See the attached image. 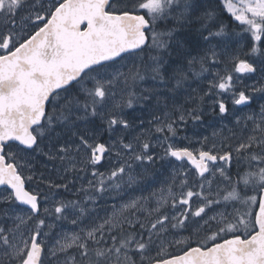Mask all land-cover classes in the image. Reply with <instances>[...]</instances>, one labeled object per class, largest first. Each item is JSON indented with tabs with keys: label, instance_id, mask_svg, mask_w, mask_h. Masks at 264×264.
Wrapping results in <instances>:
<instances>
[{
	"label": "snow or ice",
	"instance_id": "6c2138e0",
	"mask_svg": "<svg viewBox=\"0 0 264 264\" xmlns=\"http://www.w3.org/2000/svg\"><path fill=\"white\" fill-rule=\"evenodd\" d=\"M257 75L264 0H0V264H264V106L234 147L176 143L235 115L227 99L249 106L238 85ZM41 157L56 177L36 176ZM157 161L180 163L132 195ZM36 179L76 198L49 207ZM55 222L75 227L49 246Z\"/></svg>",
	"mask_w": 264,
	"mask_h": 264
},
{
	"label": "rangeland",
	"instance_id": "374dc122",
	"mask_svg": "<svg viewBox=\"0 0 264 264\" xmlns=\"http://www.w3.org/2000/svg\"><path fill=\"white\" fill-rule=\"evenodd\" d=\"M223 1V0H222ZM225 14L229 17L230 21H224L225 19L222 17V23L228 27L231 26V21L233 23H235V25L237 26V22H235L230 15L225 11ZM230 23V24H229ZM223 68L222 65L218 66L216 69H213V71H217V70H221ZM259 81V82H258ZM261 84H264L260 81L259 76H255L254 80L253 77L250 78H244V80L238 85L241 88H247L248 89V94L252 95V91L251 88L253 86L259 88L261 86ZM208 104L211 103V101L207 102ZM258 104L260 105L259 108H255L254 110L251 107H246V106H236V108H234L232 110V112L235 113V115H229L227 118L221 120L219 118V116H216L215 114H208L207 117L209 118L210 115L214 116V118H212L210 121H207L205 123H198V124H193L192 122H189L187 124L186 127L182 128V131L180 132L179 137L177 138V146H181V147H189V148H199L201 146V143L203 141V139L205 137H207V145L211 146L213 143H215L217 145V147H219L221 141L224 140L225 137H229L230 139H228L226 141V143H230L233 147L235 146V144L237 143V141L239 139L242 138V136H245L248 134V132L250 131L252 124L251 121H247L246 117L251 116L253 114H255L257 116V119L259 118V112H260V108L261 106H264V101H258ZM134 115H140L139 112L135 113ZM237 117L242 118V123L241 124H237L236 123V119ZM206 118V117H205ZM147 119H149V117H147V115L145 114V121H147ZM247 124L248 127L247 129L244 128V124ZM214 133L216 135H214ZM233 133H235V135L233 136ZM105 140H107V136L104 137ZM153 143H155V141H153ZM157 152H161L162 150L160 148H156ZM114 155V154H113ZM109 159L111 158H107L105 164L103 165V167H100L99 170L100 171H106L109 167ZM115 162V161H113ZM179 164V163H176ZM176 164H168L167 161H157L156 165L152 166L151 172L149 173L147 179L145 180L144 184L142 185V192L141 191H136L134 193H132V195L134 196H140L141 194L144 196H148L152 191H155L157 189H159L160 187L163 186V183L165 180H167V178L169 177V174L167 172H171V170H159L158 168L160 167H175ZM45 167H47V171H45ZM36 168H37V172H36V176L38 177L41 173H43L44 175H49L52 174L54 177H56V173L53 171V166L51 163H47L46 159L41 157L38 159V161L36 162ZM158 169V170H157ZM158 173V175H157ZM86 176L85 179H83L82 177ZM69 179H71V176H69ZM89 179H92L91 177V169H88L86 172H82L80 173V176L77 178L76 180V184L83 182L84 186L86 187L87 185V181ZM162 179H164L162 181ZM34 184H40L41 190L43 191L42 188L44 190H49V188L46 186V182L45 184H41L40 181L38 179L33 180L32 181ZM31 186L34 187V185L32 184ZM32 190L34 191H38L35 188H32ZM63 188L61 189H53L51 192H47V194H50L47 198V206L51 207L53 205V202L55 200H60L62 199L61 197H59L58 194L56 193H62L63 192ZM74 189H69L66 191H73ZM54 194V196L52 198H50V196ZM109 197H105L104 198V202H101L99 205L100 208V214L104 215V210H110L113 202L111 201L112 199L109 198V201H105V199H107ZM114 203L117 204L119 203V201L114 200ZM49 221H51V218H49ZM56 227L52 230L53 235L49 236L46 239V243L51 246L54 242L55 239L57 238V234H59L61 232V230L63 231H69L74 229L75 226L71 225L70 223L67 222H55Z\"/></svg>",
	"mask_w": 264,
	"mask_h": 264
},
{
	"label": "flooded vegetation",
	"instance_id": "af4514ba",
	"mask_svg": "<svg viewBox=\"0 0 264 264\" xmlns=\"http://www.w3.org/2000/svg\"><path fill=\"white\" fill-rule=\"evenodd\" d=\"M214 1L223 4V1H222V0H214ZM221 7H222V6H221ZM223 13H225V11H224ZM231 26L235 27L236 25H235V23H233V22L231 21ZM254 78H255V76L253 77V80H254ZM261 82L263 83V81H261ZM252 96H253V100H252L251 104H250L249 106H246V107H251V108L254 110V107H255V108H259V107H260V105L258 104V101H264V93H261V92L253 93V92H252ZM226 102H227V104H228V106H229L230 112H232V110H233L234 108H236V106L232 105V102H231L230 99H227ZM237 107H238V106H237ZM216 116H217V115H216ZM212 118H214V116H212V115H210L209 118L206 116V118H205V120L203 121V123H205V122H207V121H210ZM159 152H160V151H159ZM105 162H106V159H105V161L103 162V165L105 164ZM176 163H180V162H176ZM185 163H187V162H185ZM174 168H175V167H160V168H158V169H159V170H164V169H166V170H171V169H172V170H173ZM158 169H157V170H158ZM188 170H189V171L191 170V166H190V165L188 166ZM233 171H235V169H233ZM167 173L169 174V172H167ZM157 175H158V173H157ZM82 178L85 179L86 176H84V177H82ZM167 179H168V178H167ZM190 179H191V176H190ZM163 180H164V179H162V181H163ZM32 184L34 185V187L31 186ZM82 184L84 185L83 182L77 183V184H76V189H78ZM41 187H42V186H40V184H34L33 182L26 184V188H28L29 190H32V188L37 189L38 192H40V193L42 194V197H43V196H47V197H48L50 194H47V192H51V191L53 190V189H49V190L47 191V190H44V189L42 188L43 191H40V190H41ZM86 187H87V185H86ZM76 189H74L73 191H66V190L64 189L62 193H60V194H59V193H56V194H58L59 197H61L63 200L67 201V196H70V197H72L73 199L76 198ZM33 191H34V190H33ZM53 196H54V194H52V195L50 196V198H52ZM105 201H106V202H107V201L110 202L109 198L105 199ZM111 201L113 202V204H115L113 199H112ZM46 231H47V229H46ZM184 235L186 236L187 233H185ZM169 239H172V237H169ZM193 246H194V245H193ZM180 247H183V245H181ZM169 251L172 252V253H178L179 249L176 248V247H173V248H170Z\"/></svg>",
	"mask_w": 264,
	"mask_h": 264
},
{
	"label": "trees",
	"instance_id": "16d2710c",
	"mask_svg": "<svg viewBox=\"0 0 264 264\" xmlns=\"http://www.w3.org/2000/svg\"><path fill=\"white\" fill-rule=\"evenodd\" d=\"M213 6H214V7H215V6H219V7H221V6H222V3H218V2H215V1L213 0ZM222 17L225 19L224 21H227V20L230 21L229 17H228L225 13H222ZM227 22H228V21H227ZM229 24H230V23H229ZM229 28H230V30H234V31H236V32H239V27H238V25L235 26V27L230 26ZM71 199H73V198L70 197V196H67V200H71Z\"/></svg>",
	"mask_w": 264,
	"mask_h": 264
}]
</instances>
